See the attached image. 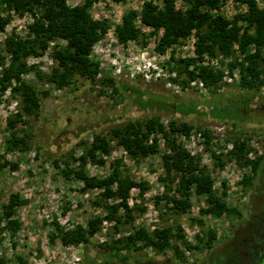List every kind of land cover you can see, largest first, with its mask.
I'll return each instance as SVG.
<instances>
[{
    "label": "rangeland",
    "instance_id": "1",
    "mask_svg": "<svg viewBox=\"0 0 264 264\" xmlns=\"http://www.w3.org/2000/svg\"><path fill=\"white\" fill-rule=\"evenodd\" d=\"M68 1L71 5L85 2ZM145 1L116 3L94 0L90 4V15L94 19H106L110 25L107 34L91 53V58L100 65L95 80L78 76L64 88H57L49 80L57 63L53 57L54 47L65 45V40L51 41L41 56L26 58L30 71L23 75L24 80L38 91H49V95L42 98L40 116L29 117V123L19 122L12 129L20 136L28 134L26 145L7 148L6 139L11 133L8 121L21 111V105L11 87L4 92L0 90V155L8 161L0 172V212L12 193H19L27 199L26 204L16 208L13 216L20 220L21 227L15 234L8 229L0 233V259L3 260L0 264H20L17 255L26 259L28 264H91L89 254L85 256V252L93 256L92 264H180L177 260H164L163 254L151 246L124 250L129 255L125 260L113 257L106 247L107 243L136 228L144 226L153 232L156 228L176 223L183 227L184 239L179 241L187 259L183 264H236L235 245L228 241L231 231L236 228L259 229L255 223L264 219V95L239 86V69L235 68L233 75L230 74L229 63L233 57L208 56V63H203L206 55L197 60V66L208 65L233 77L230 82L222 79L217 87L208 86L201 78L191 79L187 72H180L178 60L198 56L194 33L160 53L157 45L163 29L145 26L138 19L141 31L138 40H120L116 26L122 22L123 15L129 9L140 13ZM258 1L264 7V0ZM182 4V0H177V6ZM3 7L0 5V15L9 17L10 21L5 30H0V54L4 53V42L8 36L27 37L29 24L34 21L30 12L19 14ZM244 10L245 6L236 0H225L220 12L232 18ZM5 65H8V58ZM195 65H190L189 70H196ZM2 67L0 65V72ZM38 71L45 77L40 78ZM106 78L116 81L118 92H113V86L104 82ZM196 79L203 81L204 90L198 84L192 86L191 82ZM138 90L145 92L144 96H139L142 104L154 101L156 107L149 110L141 108L135 97ZM244 106H247V111ZM152 116H158L167 127L172 119L188 121L195 126L189 135H179L177 142L200 159L214 180V193L222 197L229 207L238 209L241 216L203 214L202 209L208 206L207 195H197L194 191L192 206L185 213L171 210V204H167L165 199L158 203L157 196L175 194L176 186V181L171 183L166 178L162 160L166 150L163 139L159 140L157 154L140 158H133L116 141H112V150L104 156V164L91 161L87 164L91 175L103 177L111 172L112 164L118 162L124 176L138 183L147 182L148 188L144 192L140 187L132 189L128 202L133 209L132 221L125 220L126 215L121 208L119 213L123 215V222L117 225L115 220L107 218V204L118 200L102 199L99 189L82 191L81 181L65 176L63 169L79 167V157L92 144L95 134L110 137L113 127L129 121H144ZM197 127L210 130L212 138L209 143ZM236 139L246 141L247 152L243 159L230 156ZM259 156H263V160L260 170L254 175L251 161ZM247 176L252 177V187L243 183ZM253 191L256 194L251 202ZM142 206L146 211H140ZM98 216L104 218L102 227L88 244H64L60 238L55 241L50 238L56 231L55 221L69 230L78 225L87 226L91 218ZM200 218L204 225L199 224ZM4 225L5 221L2 222ZM208 229L217 233L211 249L205 237ZM175 242L176 239H172V243ZM186 243L194 247L190 248Z\"/></svg>",
    "mask_w": 264,
    "mask_h": 264
},
{
    "label": "trees",
    "instance_id": "2",
    "mask_svg": "<svg viewBox=\"0 0 264 264\" xmlns=\"http://www.w3.org/2000/svg\"><path fill=\"white\" fill-rule=\"evenodd\" d=\"M93 1L85 0L83 4L71 5L68 0H0V5L6 10L19 14L30 12L34 16V21L29 24L28 36L25 38L8 36L4 42V53L0 54V65H3L0 72V90L4 92L11 87L13 95L19 98L21 105V111L8 121L11 129L6 139L8 149L27 144L28 134L20 136L12 129H15L19 122L29 123V117H39L42 98L49 95V91H38L35 86L24 80L23 75L30 71L27 57L41 56L49 48L51 41L65 40V45L54 47L53 57L57 63L52 68L49 80L57 88H64L71 85L78 76L95 80L99 74L100 65L91 58V53L94 46L107 34L110 25L106 19H94L90 15L89 6ZM112 1L119 3L124 0ZM224 1L182 0V6H177V0H160L159 3L147 0L143 3L140 13L136 9H129L123 15L122 22L116 26L117 36L123 42L138 40L141 32L137 25L139 19L145 26L156 30L163 29L157 45V50L163 53L168 47L194 33L197 38L198 56L178 60L180 72H187L189 78H201L208 86L217 87L222 82L223 70H216L208 65L197 66V60L203 59L206 55L233 57L229 63L230 74L233 75L235 68L239 69V86L244 90H254L257 94L264 95V7L258 0H236L240 5L245 6V10L228 18L220 12ZM9 21V17L0 15V30H5ZM6 58H8L7 66ZM192 64H196L197 71L189 70ZM38 76L43 78L45 74L38 71ZM104 82L113 86V92L119 91L114 79L106 78ZM140 95L144 96L145 92L138 90L135 94L139 104L142 102ZM140 107L149 110L156 105L151 101L146 104L141 103ZM244 107L247 111V106ZM176 110L179 112L178 106ZM194 127L188 121L175 119H172L167 127L158 116L117 125L111 129L110 137L95 134L92 144L79 157V167L77 169L67 167L63 169L64 174L67 178L81 181L82 191L99 189L102 199L118 200L117 203L107 204L109 211L107 218L115 220L117 225L123 222V215L119 213L121 208L124 209L125 220L132 221L133 209L128 204L132 189L140 187L144 192L148 188L147 182L138 183L124 176L118 162L113 163L111 172L103 177L91 175L87 170V164L89 161L104 164V156L112 150V141H116L133 158H140L157 154L160 147L159 140L163 139L166 150L162 154V160L166 178L171 183L176 181V186L175 194L157 196L158 203L161 199H165L167 204H171V210L185 213L192 206L191 196L194 191L197 195H207L208 206L202 209L203 214L241 216L238 209L229 207L222 197L214 193V180L206 167L201 165L200 159L177 142L179 135H189ZM197 129L203 132L209 143L212 138L210 130L204 127ZM246 148L245 140L236 139L235 149L230 156L243 159L247 152ZM262 160L263 156H259L251 161L254 175L260 170ZM7 165L8 161L4 155H0V172ZM13 167H17V164H13ZM243 183L252 187V177L247 176ZM26 203L27 199L19 193L9 195L0 212V233L8 229L15 234L21 227V222L13 216L16 208ZM140 211H146V207H140ZM103 220L104 218L100 216L91 218L87 226L78 225L69 230H65L55 221L56 231L51 233L50 238L52 241L60 238L64 244H88L90 238L101 229ZM3 221H5L4 226H2ZM198 222L204 225L203 219H198ZM205 237L211 249L217 238L216 231L208 229ZM174 238L176 242L172 243ZM183 239V227L180 223L159 227L153 232L142 226L112 243H107L106 247L113 257L125 260L129 259V255L124 253V250H139L151 246L163 254L164 260H177L183 264L187 262L179 242ZM1 242L0 237V244ZM200 242H203V239H200ZM186 244L190 248L194 247ZM88 254L92 264L93 256L85 252V256ZM16 259L20 264H28L21 255H17Z\"/></svg>",
    "mask_w": 264,
    "mask_h": 264
},
{
    "label": "flooded vegetation",
    "instance_id": "3",
    "mask_svg": "<svg viewBox=\"0 0 264 264\" xmlns=\"http://www.w3.org/2000/svg\"><path fill=\"white\" fill-rule=\"evenodd\" d=\"M255 194L253 191L250 196L251 202ZM255 224L259 229L236 228L231 231L232 235L228 241L235 245V259L238 262L236 264H264V219L258 220ZM241 251H244V254H241Z\"/></svg>",
    "mask_w": 264,
    "mask_h": 264
},
{
    "label": "built area",
    "instance_id": "4",
    "mask_svg": "<svg viewBox=\"0 0 264 264\" xmlns=\"http://www.w3.org/2000/svg\"><path fill=\"white\" fill-rule=\"evenodd\" d=\"M207 59H208V56H206V59H205V61L203 63H208V60ZM223 80L224 81H227V82H230V81H233V77L231 75H229L228 72H227V74L224 75ZM191 84H192V86L198 84L200 86L201 90H204L205 89L204 83H203V81L201 79L193 80L191 82Z\"/></svg>",
    "mask_w": 264,
    "mask_h": 264
}]
</instances>
